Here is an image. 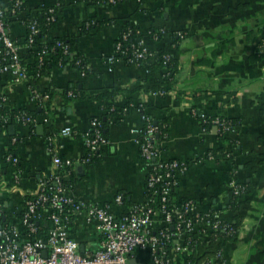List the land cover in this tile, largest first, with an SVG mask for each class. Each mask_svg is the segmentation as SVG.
I'll list each match as a JSON object with an SVG mask.
<instances>
[{
    "label": "crops",
    "instance_id": "obj_1",
    "mask_svg": "<svg viewBox=\"0 0 264 264\" xmlns=\"http://www.w3.org/2000/svg\"><path fill=\"white\" fill-rule=\"evenodd\" d=\"M26 1L30 9L63 3V17L51 38L77 35L81 25L92 16L112 23L80 36L74 45L71 57L80 53L87 59L89 76L67 64L53 66L37 83L40 93L54 91L51 112L37 116L35 134L20 122L14 126L12 134L16 132L21 138L16 150L26 172L22 188L1 196L6 204L10 208L21 207L24 193H37V181L50 173L48 137L52 133L58 135L70 127L75 134L60 136V154L73 160L86 155L90 122L106 113L95 100H68L67 89L78 87L90 94L118 90L121 93L117 105L134 99L135 104H143L144 112L133 108L119 122L117 116L111 117L102 161L76 168L75 198L106 206L115 214L143 204L147 178L139 144L143 114L160 121L168 119L170 137L162 143L159 159L191 163L181 177L178 198L195 201L193 213L217 214L223 222L233 223L235 216H242L244 222L238 238L223 242L225 264H264V163L257 169L246 167L251 160L264 161V58L257 57L264 41V0H129L94 9L74 0ZM240 5L247 8H238ZM128 18L141 28L145 49L163 51L179 63L175 85L165 86V95L148 92L165 73L148 76L154 58L142 66L112 61L116 41ZM152 32L160 37L155 39ZM183 33L187 37L175 43V37ZM10 34L21 45L22 55L26 53V27L13 22ZM3 96L7 98L4 107L8 110L14 107L32 112L39 106L28 82H16L11 71L0 73V97ZM196 114L240 119L241 125L228 136L237 142L236 147L221 141L213 130L203 133ZM9 145L10 137L0 138V168ZM220 149L229 157L217 154L218 160L207 158L210 152ZM198 159L201 160L196 162ZM233 165L239 167V183L251 182L256 186L239 212L226 208ZM121 192L127 199L117 204L116 197ZM157 225L155 230L161 226ZM70 234L80 244L82 253L96 252L100 246L97 226L84 214L71 225ZM183 241L184 238L179 242ZM145 257L142 252L136 255L139 261H146ZM187 257L171 253L169 264H188Z\"/></svg>",
    "mask_w": 264,
    "mask_h": 264
},
{
    "label": "built area",
    "instance_id": "obj_2",
    "mask_svg": "<svg viewBox=\"0 0 264 264\" xmlns=\"http://www.w3.org/2000/svg\"><path fill=\"white\" fill-rule=\"evenodd\" d=\"M23 2L25 0H17L16 5ZM5 21V13L0 11V43L5 44L8 55H11L9 70L0 69V73L11 71L16 82H28L31 74L20 64L21 45L9 36ZM38 32L39 30L33 28V34ZM152 36L157 39L159 33L152 32ZM32 43V39L26 43L27 49L32 47ZM261 47L260 53H264V41ZM121 50V45H116L113 62L118 60L115 59L117 56L124 58ZM44 60L45 57L41 56L40 64L43 65ZM133 64H136L135 61ZM160 94L165 95V91ZM72 95L70 91L69 96ZM32 97L38 104L46 101L39 93H32ZM0 99L5 104V97ZM132 107L143 112V104L133 103ZM146 118L147 115L143 114V120ZM17 122L32 131L31 127L37 123V118L17 117ZM212 123V130L217 135L221 131V134L228 137L234 131L220 117ZM9 124V120L3 121L4 130L9 129ZM220 124L224 126L222 130H219ZM100 127L99 117L93 118L87 138V152L102 148L105 144ZM143 129L144 127L139 132L140 136L144 134ZM155 131L156 128L149 126L148 134L152 135ZM202 132L208 131L202 128ZM74 134L75 131L67 127L58 135L48 137L52 158L51 171L37 181V193H24L19 208H10L1 198L5 192L12 193L22 188L25 179L26 171L20 165L19 157L14 154L18 139L10 138L4 164L0 168V264H133V261H136L134 264H169L171 253L188 256L189 249L184 241L179 242L182 238L185 240L186 233L198 232L206 239L208 232L218 226V223L213 222V218L221 221L217 214L193 213L196 205L193 200H187L182 207L167 205L171 187H179L181 177L188 171L189 166L187 162L176 159H159L162 143L159 144L155 137L145 142L139 140L141 158L147 169L145 191L151 192L143 204L133 205L128 211L115 214L106 206L77 200L73 195V186L66 183L76 174L77 166L85 164V159L64 158L59 152L58 143L60 136ZM158 159L160 163L154 165ZM208 159L215 158L210 156ZM63 170L66 171L65 175ZM234 183L231 181L230 184ZM160 184L162 187L156 188ZM123 202V196L118 195L116 203ZM82 214L96 224L100 233V246L96 252L82 253L80 244L71 237V225ZM173 221L175 225H172ZM157 224L161 226L155 230ZM171 225L177 231V236L170 231ZM138 252L146 253V261L136 259Z\"/></svg>",
    "mask_w": 264,
    "mask_h": 264
},
{
    "label": "trees",
    "instance_id": "obj_3",
    "mask_svg": "<svg viewBox=\"0 0 264 264\" xmlns=\"http://www.w3.org/2000/svg\"><path fill=\"white\" fill-rule=\"evenodd\" d=\"M75 3H87L90 8L94 9L101 5H116L129 0H74ZM17 0H10L8 3L0 2V11H3L6 16L5 27L8 29V34H10V28L13 22H20L27 29V35L25 37V42L29 43L32 39V47L26 51L21 57L20 64L23 68L26 69L31 75L28 79V85L31 88L33 95L37 93L41 94L42 97L46 98V101L39 104L37 110L35 111H26L20 108H11L10 110L5 109L4 101L0 99V138L1 137H17L18 143L21 141L20 136L15 132L12 134L10 132L11 127H14L17 122V117L22 119L33 118L36 120L37 116L45 113L49 114L51 112V103L54 91L48 90L45 93H40L37 91L36 86L41 78L47 75L53 66H65L67 64L72 65L75 68L80 69L84 75L87 77L91 74L88 69L87 59L78 53L74 58L71 57L74 51V45L76 44L80 36L91 34L97 29L104 27L107 24H111L112 21L109 20H99L95 16H92L85 21L77 35H74L70 38H51V33L57 27L59 21L63 17L64 5L62 2H58L54 6H41L36 9H30L28 7L27 1L23 2L21 5L17 6ZM238 8H247L246 5H240ZM33 28L39 30L37 34H33ZM154 33V32H153ZM143 33L139 25L134 23L131 18L125 20V25L121 31L119 38L116 41L115 45H121L122 53L124 58L116 57L115 59L123 60L127 66H131L133 62L137 65L142 66L150 59L154 58V65L150 66L148 69V76L152 73H157L160 71H165L161 80L157 82V85L148 92H162L165 86L173 87L175 85V78L178 74L179 63L171 55L159 51L153 52L145 49L143 47ZM160 37V34H159ZM187 35L179 34L175 37V43L179 44ZM262 47L259 48L257 57L259 59L264 58V53H260ZM45 57L44 64H40V57ZM11 55H8V49L3 42L0 43V69L7 68L9 70ZM72 92L73 95L69 96V92ZM121 92L118 90L107 89L102 90L97 94H90L85 89H80L78 87H72L67 89L65 97L68 100H84L91 99L99 103L101 109L106 113L103 117H100L101 127L99 128L101 136L105 140V144L108 142V129L111 124V117L117 116L116 122L121 121L126 115H128L133 107L134 99H130L125 105H117L116 99ZM4 97V96H3ZM5 103L7 98L5 97ZM144 112V107L142 108ZM264 109V108H263ZM197 119L200 122L202 128H206V131H211L213 129V121L217 117H208L200 114H196ZM220 117V116H218ZM221 121L231 127L232 130H235L238 126L241 125V121L238 118H225L220 117ZM9 120L10 127L7 130L3 128V121ZM209 122L205 124L204 122ZM113 122V121H112ZM222 123V124H223ZM144 134L140 136V141L145 142L151 137H155L157 142L165 143L170 137V122L168 119L163 121L157 120L151 116H147L144 119ZM156 128L155 133L152 135L148 134V128ZM224 126L220 124L219 130H222ZM32 134H35L36 124L31 127ZM56 135L55 133H52ZM218 138L225 142L228 141L231 143L234 148L236 147V141H231L228 137H225L220 133L217 135ZM14 154L18 156L17 150L14 151ZM103 149L97 148L94 151L89 150L86 155L83 157L85 159L84 166L87 168L93 164L99 163L103 159ZM211 154V155H210ZM207 155V158L214 156L218 160V156H229L224 149H220L217 153L210 152ZM62 156V155H61ZM5 159V158H4ZM232 160V156L230 158ZM198 159L196 162L200 161ZM21 162V161H20ZM160 163L159 159L154 163ZM264 163L263 160H251L246 164V167L251 169H257L260 165ZM191 163L187 162L189 166ZM23 166L22 162L20 164ZM238 166L233 165L229 175L232 183L228 191V196L226 198L227 206L226 208L233 211L239 212L243 206L244 202H248V197L253 194L256 190V186L251 182L239 183L237 181L236 174L238 172ZM64 175L66 171L62 172ZM76 173V172H75ZM77 178L75 175H72L67 181V185H72L73 188L77 183ZM162 185H157L156 188ZM176 187H171L170 193L167 197V205L171 204L176 207H182L187 200L179 199L177 195ZM123 196V201L126 202L127 196L125 193L121 192ZM146 197H150L151 192L145 191ZM175 220V219H174ZM235 221L233 223L218 221L213 218L214 223H218V226L215 227L213 231L208 232L207 238L205 239L198 232L186 233L184 244L189 249V254L187 257L188 264H225V261L222 257V247L223 242L236 240L239 236L240 229L243 226L244 218L242 216H235ZM174 224V221L172 222ZM172 225L170 226V231L178 235L177 231L173 229Z\"/></svg>",
    "mask_w": 264,
    "mask_h": 264
},
{
    "label": "water",
    "instance_id": "obj_4",
    "mask_svg": "<svg viewBox=\"0 0 264 264\" xmlns=\"http://www.w3.org/2000/svg\"><path fill=\"white\" fill-rule=\"evenodd\" d=\"M13 130H14V127H11V129H10L11 133ZM132 263L134 264V263H136V261H133Z\"/></svg>",
    "mask_w": 264,
    "mask_h": 264
}]
</instances>
